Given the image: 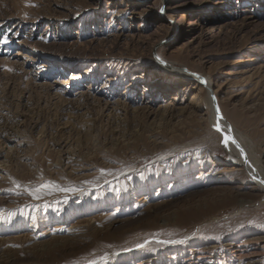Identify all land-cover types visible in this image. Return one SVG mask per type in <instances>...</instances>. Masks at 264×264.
Segmentation results:
<instances>
[{"label":"rangeland","instance_id":"374dc122","mask_svg":"<svg viewBox=\"0 0 264 264\" xmlns=\"http://www.w3.org/2000/svg\"><path fill=\"white\" fill-rule=\"evenodd\" d=\"M182 70L264 167V0H0V264H264Z\"/></svg>","mask_w":264,"mask_h":264},{"label":"bare ground","instance_id":"6f19581e","mask_svg":"<svg viewBox=\"0 0 264 264\" xmlns=\"http://www.w3.org/2000/svg\"><path fill=\"white\" fill-rule=\"evenodd\" d=\"M164 70L166 71L167 74L172 73V71H170L168 66H165ZM177 75L183 76L186 79L191 78L196 83H198L199 87L206 89L207 93H206L205 102L209 110V120L213 128L216 129V131H217V127L219 128V131L217 132L220 135V138H222V144L227 152V156L229 157V159L232 161L233 164L242 167V169L252 178L255 177L254 180L252 179L254 181L255 186H257L259 189L264 191V183L261 182L264 181V167L262 166L259 160L256 161L255 159H253V155L250 152V148L252 146L251 140L247 138V136H244L240 131H238L234 125L228 122L225 116L222 114L220 108L216 105L214 99L215 97H213L214 93L212 92L211 79L202 74H192L194 76L192 78L191 73L185 70L178 71ZM225 137H231L236 141V143L233 144L231 140H229L227 145H225L224 143ZM237 144L239 145V147H237ZM241 149H243V153H241ZM239 256L241 258V254ZM254 258L255 257H253V259ZM251 259L252 257L249 258V260Z\"/></svg>","mask_w":264,"mask_h":264},{"label":"snow or ice","instance_id":"6c2138e0","mask_svg":"<svg viewBox=\"0 0 264 264\" xmlns=\"http://www.w3.org/2000/svg\"><path fill=\"white\" fill-rule=\"evenodd\" d=\"M160 11L161 12H163L164 11V9L163 8H161L160 9ZM4 42H7V37L5 36L4 38ZM217 131H219V128L217 127ZM229 140H231V142L233 143V144H235L236 143V141L234 140V139H232L231 137H225V139H224V143H225V145H227V143L229 142ZM237 147H239V145L237 144ZM241 153H243V149H241ZM253 179H255V177H253ZM262 183H264V181H261ZM50 186L49 185H41L40 186V188H49ZM40 191V189H37L36 190V192L38 193ZM34 195H35V193H33ZM36 198L37 199H39V196L38 195H36Z\"/></svg>","mask_w":264,"mask_h":264}]
</instances>
